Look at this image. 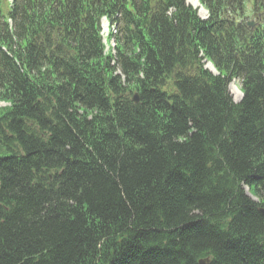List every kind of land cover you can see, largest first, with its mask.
Instances as JSON below:
<instances>
[{"label": "trees", "instance_id": "trees-1", "mask_svg": "<svg viewBox=\"0 0 264 264\" xmlns=\"http://www.w3.org/2000/svg\"><path fill=\"white\" fill-rule=\"evenodd\" d=\"M198 1L0 0V264H264V0Z\"/></svg>", "mask_w": 264, "mask_h": 264}, {"label": "bare ground", "instance_id": "bare-ground-1", "mask_svg": "<svg viewBox=\"0 0 264 264\" xmlns=\"http://www.w3.org/2000/svg\"><path fill=\"white\" fill-rule=\"evenodd\" d=\"M188 2H192V5H194V6H197V2L196 1H191V0H188ZM199 7V6H198ZM199 10H200V15H202V14H204L205 13V11L203 10V8H201V7H199ZM102 28L103 29H107V24H106V22H105V20H102ZM207 66L209 67V68H212V66L208 63L207 64ZM233 81H231L230 83H232ZM228 89H229V91H232L233 93H236V96H234V100H239L240 99V97H241V92L238 90V89H234L233 88V84H229V86H228ZM231 93V92H230ZM232 95V94H231ZM233 97V96H232Z\"/></svg>", "mask_w": 264, "mask_h": 264}, {"label": "rangeland", "instance_id": "rangeland-1", "mask_svg": "<svg viewBox=\"0 0 264 264\" xmlns=\"http://www.w3.org/2000/svg\"><path fill=\"white\" fill-rule=\"evenodd\" d=\"M202 16H206V13L202 14ZM247 16H248V17H251L249 13L247 14ZM249 19H253V18H249ZM105 22H106V24L108 25V23H107L106 20H105ZM107 29H108V28H107ZM107 29H106V30H105V29H102V35H103V38H104V39H105V37H107V35H108V30H107ZM109 43L112 45L111 42H109ZM232 81H233V82L230 83V84H233V88L239 90V85H240L239 81L236 80V79H233ZM239 91H240V90H239ZM230 92H231V94H232V96H233V98H234V96H236V93H233L232 91H230ZM4 105H5V104H4L3 102H0V107H2V106H4Z\"/></svg>", "mask_w": 264, "mask_h": 264}, {"label": "water", "instance_id": "water-1", "mask_svg": "<svg viewBox=\"0 0 264 264\" xmlns=\"http://www.w3.org/2000/svg\"><path fill=\"white\" fill-rule=\"evenodd\" d=\"M248 24H251V25H252V23H248ZM132 99H133V101H137V96H136V94H134V96H133ZM258 211L260 212L261 215L264 216V208L259 207V208H258ZM208 262H209V259H208V258H205V259H202V260L199 261V263H201V264L208 263Z\"/></svg>", "mask_w": 264, "mask_h": 264}]
</instances>
